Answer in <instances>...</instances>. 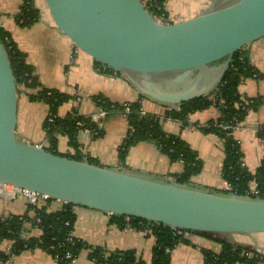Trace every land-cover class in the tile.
Masks as SVG:
<instances>
[{
    "label": "water",
    "instance_id": "1",
    "mask_svg": "<svg viewBox=\"0 0 264 264\" xmlns=\"http://www.w3.org/2000/svg\"><path fill=\"white\" fill-rule=\"evenodd\" d=\"M38 1L78 51L124 74L141 96L173 109L211 94L234 55L264 38V0H214L205 13L173 24L159 22L141 0ZM18 100L0 39V185L176 230L244 236L264 253L256 239L264 235V199L96 166L21 143Z\"/></svg>",
    "mask_w": 264,
    "mask_h": 264
},
{
    "label": "crops",
    "instance_id": "2",
    "mask_svg": "<svg viewBox=\"0 0 264 264\" xmlns=\"http://www.w3.org/2000/svg\"><path fill=\"white\" fill-rule=\"evenodd\" d=\"M175 1L167 0L165 4L166 11L169 14L168 20L171 23L184 22L203 14L214 3L213 0H210L209 4L211 3V5L192 12L188 7L184 10L169 9L170 4ZM181 1L184 2L186 0ZM37 4L38 7H42L41 2L38 0ZM21 6L22 0H0V27L9 33L19 49L26 53L27 61L35 68V72L43 87L68 94L72 97L70 101L74 98L78 103L77 107L70 108L64 115H60L58 110L60 117H65L76 109L81 115L94 119L98 109L94 102V97L98 95H102L115 103L140 101L143 105V110L147 114L157 117L161 116V119H163V130L167 134L180 136L181 139L197 152L203 167L201 172L191 179V186L222 193L227 191L229 186L222 175L225 160L224 140L212 133L204 135L205 133L203 134L199 129L200 126H204L211 121H216L221 117V111L218 107L212 106L202 113L195 112L191 114L185 126H183L181 121L165 118L166 113L170 111L168 110L170 106L145 98L134 88L135 94L134 96H130L129 99L119 88L120 82H129L128 78L124 74L117 76L116 74L111 75L98 70L92 59L78 51L65 36L50 24L45 11H42L41 20L38 23L28 28L21 27L15 20V16L19 13ZM242 51L249 59L250 64L259 74L263 75V78L251 77L244 80L239 85V93L244 99H259L261 104L256 109H251L247 113L241 122L240 129L235 131L232 136L239 144L244 166L250 172L255 173L264 158V144L257 137L259 129H263L264 131V38L244 47ZM69 67L72 70H76L74 72L77 90L75 96L68 93V89L66 88L73 74L69 71ZM21 98H25L28 105L41 104L31 102L24 94L19 95L16 126L18 141L48 150L51 145L44 132V123L49 114V108H47V111L45 110L46 113L39 122L41 135L38 134V138L33 141L27 136L28 130L25 127L23 130L27 131L22 132L21 129H18L21 124V114L19 111V101ZM112 116L116 118L108 121L107 124H105L106 122L103 125L98 123L104 131L102 138L93 139L85 132L79 134L77 139L79 145L78 151L83 156L98 160L102 167L141 172L176 181V176L184 172L183 163L171 161L155 144L148 142L139 143L129 150L125 161H121L119 150L123 142L120 143V135H118L119 141L110 138L111 133L108 132V129L110 127L113 128L117 123H125L123 119L127 123L128 120L122 113H116ZM57 150L62 154L72 156L77 154L76 150L69 144V139L63 135L58 137ZM60 208L61 202L56 200L50 205V211H56ZM74 211L77 220L73 234L76 238L83 240L91 247H100L108 252L134 251L138 260H142L146 264L152 263L156 238L151 231H139L130 226L120 229L117 225L111 223L110 214L104 212L84 207H76ZM25 215L31 219L35 217L34 212L29 208V203L23 196L18 195L15 198L0 197V219ZM24 236L26 238H40L42 231L32 224V222H27L25 224ZM186 238L189 242L188 244H180L171 252V264H205L203 251H211L218 254L222 250V245L219 242V240L223 239L222 237H209L191 233ZM256 239L259 245L264 246V235H258ZM224 240L236 245L253 247L250 240L244 236H230V239L224 238ZM10 246L11 242L9 241L0 242V253L6 252ZM89 254L90 250L82 251L75 262L71 264H94L90 260ZM262 254L264 255V253ZM10 264L59 263L46 251L35 249L27 250L14 256Z\"/></svg>",
    "mask_w": 264,
    "mask_h": 264
},
{
    "label": "trees",
    "instance_id": "3",
    "mask_svg": "<svg viewBox=\"0 0 264 264\" xmlns=\"http://www.w3.org/2000/svg\"><path fill=\"white\" fill-rule=\"evenodd\" d=\"M166 3L167 0H151L147 4V8L156 18L168 22V24H173L168 20L169 14L165 8ZM42 11L36 5L35 0H22L21 9L15 16V20L21 27L28 28L41 20ZM0 39L6 48L12 66L18 95L24 94L31 102L46 104L50 112L56 116L53 124H49L47 120L44 123V130L51 145L48 151L61 157L100 166L98 160L83 156L78 151L77 139L81 132L86 131L91 134L93 139H100L104 136L103 129L92 117H85L76 109L67 116L60 117L58 115L59 108L68 103L72 97L58 90L43 87L35 68L28 63L26 53L19 49L11 35L1 27ZM95 67L107 74L121 75L98 62H95ZM251 77L259 79L263 78V75L259 74L250 64L249 59L241 50L234 55L229 71L216 90L208 96L183 103L178 109L168 111L165 118L181 121L185 126L191 114L207 110L212 106L218 107L221 111V117L216 121L200 126L199 129L205 134L212 133L224 140L225 160L222 175L228 186H230L224 193L264 199V158L256 172H250L244 166L239 144L233 139V136L228 137V133L217 126L221 123H241L251 109H256L261 104L259 99H244L239 93L240 83ZM250 101H254V104L246 105ZM94 102L98 109L106 110L108 116L122 113L126 106L131 108V112L124 115L129 123V131L119 150V157L122 162L125 161L129 150L137 144L142 142L155 144L171 161L183 162L184 172L176 176V182L191 186V179L202 170V162L199 160L197 152L180 136L167 134L163 130V119L150 114L142 116L141 109H143V105L140 101L115 103L102 95H98L94 97ZM78 123H81L82 126H78ZM60 135L69 139V144L76 150L77 154L72 156L58 152L57 141ZM257 137L264 144L263 129H259ZM251 185L257 188L258 195L249 193ZM53 201L55 200H47L35 206L29 205L30 210L35 214L32 219L27 215L0 219V242L9 241L12 243L11 254L7 252L0 253V264H7L11 257L35 249L46 251L59 264H71L69 260H62L67 252L78 257L84 250H90L89 258L94 264H146L142 260H138L134 251L108 252L100 247H91L83 240L76 238L73 233L77 220L74 209L77 206L61 203L59 210L50 211V205ZM110 218L111 223L117 225L120 229L130 226L139 231H151L156 238L151 264H171V252L178 245L189 243L186 238L187 233L221 237L220 234L181 231L145 220L118 215H110ZM38 220H40V223H38ZM27 222H32L42 231L40 238H26L24 236ZM219 242L222 245L220 253L203 251L205 264H258L257 260L247 256L248 253H259L255 248L236 245L224 239L219 240ZM59 244H64V246L60 247ZM51 245L56 246L55 251L49 249ZM57 254L60 255V259H56Z\"/></svg>",
    "mask_w": 264,
    "mask_h": 264
},
{
    "label": "rangeland",
    "instance_id": "4",
    "mask_svg": "<svg viewBox=\"0 0 264 264\" xmlns=\"http://www.w3.org/2000/svg\"><path fill=\"white\" fill-rule=\"evenodd\" d=\"M210 0H186V1H181V0H176L174 3H171L169 9L173 10L174 8L176 9H186L187 7L189 8L190 11L195 12L197 11V9H203V7H207L209 5H211V3L209 4ZM214 1V0H213ZM69 71L71 72L72 76L70 77L69 83L66 86V88L68 89V93L72 94L75 96V94L77 93L76 90V79L74 76V72L76 70H72L71 67L68 68ZM124 83H119L120 84V90H122L125 95H127L130 99V96H134L135 92H134V87L128 82V81H123ZM118 84V86H119ZM124 84V85H122ZM134 88V89H133ZM78 103L75 101V99L73 98L72 101H70V103H68L67 105H64L63 107H61L59 109V114L60 115H64L66 113V111H69L70 108L73 107H77ZM85 105V104H84ZM83 107V106H82ZM92 108V106H90ZM47 105L44 103L41 104H29L27 100H25V98H21L19 101V111L21 114V124H20V128L18 127V129L23 132V131H27V136L32 139L33 141L36 140L38 138V134L41 135V128L39 126V122L41 121V119L43 118V116L45 115V110L47 111ZM82 111V109H81ZM50 112V110H49ZM197 112H204V111H197ZM97 116H94V119L97 120V122L101 123L103 125L104 122H106L105 124H107L108 121H111L113 118H116L114 116L112 117H106V118H101L98 116V109L96 114ZM48 117V116H47ZM107 119V120H106ZM47 120V118H46ZM125 123H117L115 124V126L112 128L110 127L108 129V132L111 133L110 138H113L114 140L119 141L118 139V135H120V143L123 142L124 138H126V132L128 130V123L125 121V119H123ZM25 127V129L27 130H23V128ZM103 127V126H102ZM107 129V128H106ZM107 131V130H105ZM44 132L46 133V131L44 130ZM128 134V132H127ZM204 134V133H203ZM204 135H210V134H204ZM223 239H230V236L227 235H220Z\"/></svg>",
    "mask_w": 264,
    "mask_h": 264
},
{
    "label": "built area",
    "instance_id": "5",
    "mask_svg": "<svg viewBox=\"0 0 264 264\" xmlns=\"http://www.w3.org/2000/svg\"><path fill=\"white\" fill-rule=\"evenodd\" d=\"M143 2V4L147 7V4H149V2L151 0H141ZM37 2V0H35V3ZM37 5V4H36ZM156 18V17H155ZM159 22L161 23H167L168 22H164L163 20L161 19H158L156 18ZM252 105L254 104V101H250L248 103H246V105ZM173 108L172 107H169L168 110H172ZM177 109V108H176ZM131 112V108L129 106H126L125 107V110L122 112L123 115H128L129 113ZM147 113L141 109V115L142 116H145ZM97 116V115H96ZM98 116L101 117V118H106L108 116V112L102 108H99L98 109ZM158 118H161V116H158ZM55 119H56V116L55 114H53L52 112H49L48 114V117H47V122L49 124H53L55 122ZM96 123H99L97 122V120L93 119ZM78 126H82L81 123H78ZM218 128L222 129L223 131H226L228 133V137H231L232 134L239 130L240 127H241V123H236V124H219L217 125ZM86 134L90 135L91 134L86 131L85 132ZM92 137V136H91ZM181 163H183L181 161ZM230 188V186H229ZM250 194H254V195H258V190L257 188L254 186V185H251V188H250V191H249ZM23 196L27 202L29 203V205H38L42 202H46L47 200H52V199H49L48 197L46 196H42V195H39L37 193H34V192H30V191H27V190H21V189H17L13 186H9V185H0V197L2 198H5V197H11V198H15L17 196ZM38 223H40V220H38ZM190 233H187L186 234V237L189 235ZM70 240V239H68ZM60 247H63L64 244H59ZM51 251H55L56 250V246L55 245H51L50 248H49ZM8 254H11L12 252V243H11V246L8 248V250L6 251ZM247 256L251 259H255L258 261V264H264V255L262 253H248ZM13 257H11V260H12ZM56 259H60V255L57 254L56 255ZM65 259V260H69L70 263H73L75 262V260L77 259V257L73 256V254H71L70 252H67L65 254L64 257H62V260ZM11 260L8 261L7 264H10ZM3 264V263H2Z\"/></svg>",
    "mask_w": 264,
    "mask_h": 264
}]
</instances>
